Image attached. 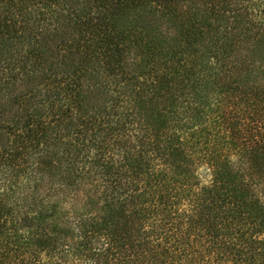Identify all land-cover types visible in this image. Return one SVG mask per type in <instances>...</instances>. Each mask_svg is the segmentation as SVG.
<instances>
[{
  "label": "trees",
  "instance_id": "1",
  "mask_svg": "<svg viewBox=\"0 0 264 264\" xmlns=\"http://www.w3.org/2000/svg\"><path fill=\"white\" fill-rule=\"evenodd\" d=\"M0 264H264V0H0Z\"/></svg>",
  "mask_w": 264,
  "mask_h": 264
},
{
  "label": "rangeland",
  "instance_id": "2",
  "mask_svg": "<svg viewBox=\"0 0 264 264\" xmlns=\"http://www.w3.org/2000/svg\"><path fill=\"white\" fill-rule=\"evenodd\" d=\"M74 191V190H73ZM85 200L82 197L81 193L78 191H75L73 195L68 194L67 197H64L62 201H60L55 207H53L52 210H49L48 213L50 215H45L46 217H42V223H40L41 226H38L39 228H48L49 230L56 226L59 219L64 215H69L72 211H78L81 210L84 213L92 211V207L89 206L85 209ZM84 209V211H83ZM26 211H29L30 215H37L35 213L34 209H26ZM87 211V212H86ZM51 213H55L54 215H51Z\"/></svg>",
  "mask_w": 264,
  "mask_h": 264
}]
</instances>
